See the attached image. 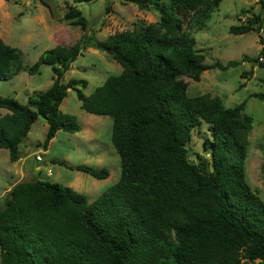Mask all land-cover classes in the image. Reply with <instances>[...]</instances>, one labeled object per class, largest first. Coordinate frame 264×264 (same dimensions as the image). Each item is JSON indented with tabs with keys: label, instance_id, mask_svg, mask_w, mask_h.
Returning <instances> with one entry per match:
<instances>
[{
	"label": "trees",
	"instance_id": "obj_1",
	"mask_svg": "<svg viewBox=\"0 0 264 264\" xmlns=\"http://www.w3.org/2000/svg\"><path fill=\"white\" fill-rule=\"evenodd\" d=\"M126 1L155 11L158 20L88 45L110 51L121 66L89 95L80 88L86 80L63 82L83 44L56 45L24 66L21 51L0 37V81L22 70L35 74L40 64L54 74L51 85L24 104L0 95V108L7 110L0 116V148L8 150L10 161L22 157L20 144L39 117L47 123L38 143L43 150L58 131L81 129L74 115L60 109L73 88L84 111L112 117L110 139L121 165L118 181L91 202L58 182L15 183L0 206L2 264H264V201L244 171L252 129L246 99L226 107L219 96H190L183 79L198 81L205 70L239 63H205L192 35L206 27L222 0ZM258 1L262 14L252 13L229 32L256 31L264 56V0ZM63 19L86 27L76 5H69ZM256 60L264 67V59ZM251 96L264 100L263 93ZM204 124L203 153L187 157L193 131ZM52 161L96 179L109 175L105 167Z\"/></svg>",
	"mask_w": 264,
	"mask_h": 264
},
{
	"label": "rangeland",
	"instance_id": "obj_2",
	"mask_svg": "<svg viewBox=\"0 0 264 264\" xmlns=\"http://www.w3.org/2000/svg\"><path fill=\"white\" fill-rule=\"evenodd\" d=\"M258 2L222 0L218 8L210 13L206 27L192 31L196 48L201 50L205 63H225L232 59L239 63L226 70H205L201 72L198 81L186 76L183 79L188 83L187 92L190 96L204 93L219 96L226 107H232L246 99L244 111L252 117V129L244 160L245 177L250 187L264 201V100L250 97L255 92L264 94V67L256 60L263 56L259 54L261 44L256 31L244 34L229 32L230 26L243 23L252 13L262 14L263 9ZM5 3V6L0 4V37L5 43L21 51L22 65H32L45 50L56 45L83 44L81 53L65 72L63 82L69 79L86 80V86H80L85 95H89L109 75H116L121 71L120 64L108 52L88 45L93 40H104L115 31L132 29L141 21L153 23L158 20L155 11L141 10L126 0H93L77 4L73 0H10ZM69 5H76L81 11L87 22L84 30L63 19ZM260 35L264 38V20ZM243 55L248 59L241 60ZM249 71L252 73H248ZM53 77L51 67L46 64H40L35 74L22 70L13 78L0 81V95L24 104L32 93L47 89ZM60 109L63 113L74 115L81 129L74 133L58 131L45 152L38 143L44 139L47 123L39 117L20 144L21 155L27 158L26 177L18 182L30 179L58 182L82 193L90 202L116 183L120 176V159L110 139L112 117L99 115L102 119L98 122L89 120V113L80 107L73 88L67 89ZM6 112V109L0 108V116ZM205 133V124L193 131L189 143L190 157L193 152L203 153L201 146ZM37 155L42 156L46 162L36 170ZM53 159L65 160L73 165L105 167L109 175L105 179H96L88 173L54 163ZM13 162L9 159L8 150L0 148V206L9 191L7 188L14 180L10 176V173L15 172ZM49 170L51 175H48Z\"/></svg>",
	"mask_w": 264,
	"mask_h": 264
},
{
	"label": "crops",
	"instance_id": "obj_3",
	"mask_svg": "<svg viewBox=\"0 0 264 264\" xmlns=\"http://www.w3.org/2000/svg\"><path fill=\"white\" fill-rule=\"evenodd\" d=\"M5 0H0V4L2 5V6H5L6 5V1L4 2ZM5 3V4H4ZM88 113V112H87ZM99 115H95V114H92V113H89V115H87V118L89 119V120H92V122H98L100 119H102V118H100V117H98ZM38 120V119H37ZM37 120L35 121V122H37ZM47 129V128H46ZM57 134V133H56ZM53 140V138L51 139V141ZM50 143V142H49ZM48 148V147H47ZM43 151H45L46 152V150H43ZM40 156V155H39ZM42 157V156H41ZM26 158H27V156H23V157H21L20 159H18V160H16V161H14L13 163L15 164V172L14 173H10V176L11 177H14V180L10 183V187L9 188H7V189H9L10 190V188L15 184V183H17L18 182V180H20V179H22V178H24V177H26V169H25V160H26ZM38 162V159L36 160V164H35V169L37 170V168H39V167H41V165L44 163V162H46V160L42 157V161L40 162L39 161V163H37ZM97 198V197H96ZM94 200V199H93ZM93 200H91V201H93ZM90 201V202H91Z\"/></svg>",
	"mask_w": 264,
	"mask_h": 264
},
{
	"label": "water",
	"instance_id": "obj_4",
	"mask_svg": "<svg viewBox=\"0 0 264 264\" xmlns=\"http://www.w3.org/2000/svg\"><path fill=\"white\" fill-rule=\"evenodd\" d=\"M106 52H108V53L110 54V51H106ZM190 153H191V151L188 150V151L186 152V156L189 157V156H190ZM39 161H40V160H38L37 163H39ZM40 162H41V161H40ZM2 252H3V250H2V246H1V244H0V264H2V260H3Z\"/></svg>",
	"mask_w": 264,
	"mask_h": 264
},
{
	"label": "built area",
	"instance_id": "obj_5",
	"mask_svg": "<svg viewBox=\"0 0 264 264\" xmlns=\"http://www.w3.org/2000/svg\"><path fill=\"white\" fill-rule=\"evenodd\" d=\"M263 59H264V58H263L262 56H260V57L258 58V60H263ZM36 158H37V159H40V160L42 161V158H41L40 156L37 155ZM48 175H51V171H50V170L48 171Z\"/></svg>",
	"mask_w": 264,
	"mask_h": 264
},
{
	"label": "clouds",
	"instance_id": "obj_6",
	"mask_svg": "<svg viewBox=\"0 0 264 264\" xmlns=\"http://www.w3.org/2000/svg\"><path fill=\"white\" fill-rule=\"evenodd\" d=\"M39 156V155H38ZM41 157V156H40ZM38 160H40V159H38ZM41 161V160H40Z\"/></svg>",
	"mask_w": 264,
	"mask_h": 264
}]
</instances>
